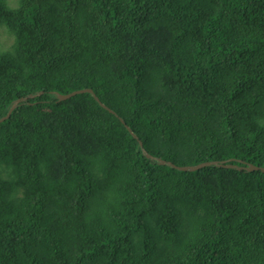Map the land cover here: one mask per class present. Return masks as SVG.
Wrapping results in <instances>:
<instances>
[{
    "label": "trees",
    "instance_id": "obj_1",
    "mask_svg": "<svg viewBox=\"0 0 264 264\" xmlns=\"http://www.w3.org/2000/svg\"><path fill=\"white\" fill-rule=\"evenodd\" d=\"M0 27V119L44 92L0 124V264H264V172L140 145L264 167V0H0ZM82 89L114 113L54 94Z\"/></svg>",
    "mask_w": 264,
    "mask_h": 264
},
{
    "label": "water",
    "instance_id": "obj_2",
    "mask_svg": "<svg viewBox=\"0 0 264 264\" xmlns=\"http://www.w3.org/2000/svg\"><path fill=\"white\" fill-rule=\"evenodd\" d=\"M86 93H89V94H92L95 99L107 110H109L111 113H114L110 108H108L106 105L102 104L100 99L95 95L94 91L92 89H82V90H78V91H75L73 93H69V94H60L58 92L54 93L57 97V99L59 101H67L77 95H81V94H86ZM44 92H41L39 94H36V95H30L28 97H24V98H21V99H18L16 100L12 107L10 108L8 114L6 116H4L3 118L0 119V124L7 121L12 113L22 104V103H26L29 99H33L35 97H38V96H41L43 95ZM122 122L124 123V120H122ZM128 130L130 131V133L136 138V139H139L138 136L133 132V130L128 127ZM140 145L142 147V150H143V153L151 160H157L160 164H163V165H169L173 168H176L180 171H183V172H195V171H198V170H201L203 168H207V167H211V166H216V167H219V168H225V169H238L240 171H248V172H255V171H262L264 172V167H258L254 164H247V165H243V166H238V165H234L232 164L234 161L236 160H229V161H208V162H204V163H200L198 165H194V166H183V167H179L171 162H166L162 159H159V158H156L154 157L153 155L149 154L143 147V143L142 141H140ZM240 163H242L241 161H238Z\"/></svg>",
    "mask_w": 264,
    "mask_h": 264
},
{
    "label": "rangeland",
    "instance_id": "obj_3",
    "mask_svg": "<svg viewBox=\"0 0 264 264\" xmlns=\"http://www.w3.org/2000/svg\"><path fill=\"white\" fill-rule=\"evenodd\" d=\"M8 5L12 9H17L20 6V0H7ZM15 43V36L6 27H0V50H10Z\"/></svg>",
    "mask_w": 264,
    "mask_h": 264
}]
</instances>
